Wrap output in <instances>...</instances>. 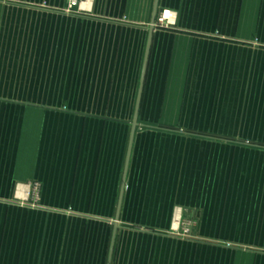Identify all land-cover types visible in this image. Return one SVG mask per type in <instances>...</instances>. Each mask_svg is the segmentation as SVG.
<instances>
[{"label": "crops", "instance_id": "obj_1", "mask_svg": "<svg viewBox=\"0 0 264 264\" xmlns=\"http://www.w3.org/2000/svg\"><path fill=\"white\" fill-rule=\"evenodd\" d=\"M156 1L0 0V264H264V0Z\"/></svg>", "mask_w": 264, "mask_h": 264}, {"label": "water", "instance_id": "obj_2", "mask_svg": "<svg viewBox=\"0 0 264 264\" xmlns=\"http://www.w3.org/2000/svg\"><path fill=\"white\" fill-rule=\"evenodd\" d=\"M157 1H156V4H155V10H154L153 18H152V22H151V24H152L151 30H153L155 28V19H156V15L158 13ZM137 109H138V107H137ZM137 124H138L137 122L133 123L134 129L137 127L136 126ZM117 221H118V219L115 221V228L118 226V222Z\"/></svg>", "mask_w": 264, "mask_h": 264}, {"label": "rangeland", "instance_id": "obj_3", "mask_svg": "<svg viewBox=\"0 0 264 264\" xmlns=\"http://www.w3.org/2000/svg\"><path fill=\"white\" fill-rule=\"evenodd\" d=\"M183 221L186 222V223H188V226H191V224L194 223L192 219H189V220H183ZM191 227H192V226H191ZM189 233H190V236H191V237H194V235H193V231H192L191 229L189 230Z\"/></svg>", "mask_w": 264, "mask_h": 264}, {"label": "built area", "instance_id": "obj_4", "mask_svg": "<svg viewBox=\"0 0 264 264\" xmlns=\"http://www.w3.org/2000/svg\"><path fill=\"white\" fill-rule=\"evenodd\" d=\"M74 2L76 1V0H73Z\"/></svg>", "mask_w": 264, "mask_h": 264}]
</instances>
